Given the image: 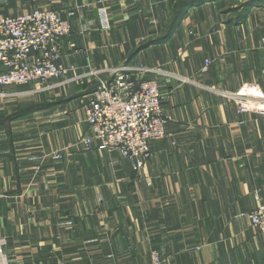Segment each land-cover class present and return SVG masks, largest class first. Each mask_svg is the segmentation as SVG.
Listing matches in <instances>:
<instances>
[{
    "label": "crops",
    "instance_id": "obj_1",
    "mask_svg": "<svg viewBox=\"0 0 264 264\" xmlns=\"http://www.w3.org/2000/svg\"><path fill=\"white\" fill-rule=\"evenodd\" d=\"M176 1L0 0V15L41 7L67 19L61 62L78 77L41 93L0 85L8 264H152V251L161 264H264V233L248 219L264 204V113L233 97L249 84L264 94V4L239 22L228 0L196 5L166 36ZM122 63L153 69L140 78L158 83L171 118L140 170L80 143L82 102Z\"/></svg>",
    "mask_w": 264,
    "mask_h": 264
},
{
    "label": "built area",
    "instance_id": "obj_2",
    "mask_svg": "<svg viewBox=\"0 0 264 264\" xmlns=\"http://www.w3.org/2000/svg\"><path fill=\"white\" fill-rule=\"evenodd\" d=\"M70 33V22L52 8L0 15V85L32 84L29 92L41 93L77 79L68 76L72 67L61 62ZM147 71L153 69L122 63L109 69V79L87 95L81 106L88 126L80 140L85 150L117 151L140 170L151 156V142L168 137L171 118L162 112L158 83L140 78ZM233 97L238 109L264 113V94L256 85H245ZM248 219L264 233V204L251 209ZM4 244L0 237V264H8ZM151 258L152 264H161L157 251L151 252Z\"/></svg>",
    "mask_w": 264,
    "mask_h": 264
},
{
    "label": "trees",
    "instance_id": "obj_3",
    "mask_svg": "<svg viewBox=\"0 0 264 264\" xmlns=\"http://www.w3.org/2000/svg\"><path fill=\"white\" fill-rule=\"evenodd\" d=\"M210 1H213V0H177L173 8V14H172L170 23L167 28L166 36H169L175 30L181 17L189 8L196 6V5L206 3V2H210ZM262 4H264V0H245L244 3H242L241 5H238L237 9H234V8L230 9V11L232 10L233 12L232 20L234 22H239L247 15V13L249 12L250 9H252V7L259 6ZM149 42L150 41H147L144 44L140 45L135 50V52L145 47L147 44H149ZM35 107L36 105H32L30 107H23L20 110H18L16 113H14L13 116H18L26 112H29Z\"/></svg>",
    "mask_w": 264,
    "mask_h": 264
},
{
    "label": "rangeland",
    "instance_id": "obj_4",
    "mask_svg": "<svg viewBox=\"0 0 264 264\" xmlns=\"http://www.w3.org/2000/svg\"><path fill=\"white\" fill-rule=\"evenodd\" d=\"M213 1H216V0H213ZM229 1V3L227 4V10L229 11V12H232V10L230 11V9H232V8H234V9H237L238 8V5H241L242 3H244V1L245 0H228ZM204 4V3H203ZM258 4V3H257ZM192 8V7H191ZM253 8V7H252ZM233 9V10H234ZM1 13H5V12H1L0 11V14ZM233 13V12H232ZM9 14V13H8ZM11 14V13H10ZM16 14H18V13H16ZM11 86H18V85H11ZM153 252V251H152ZM160 258H161V256H160ZM162 261V260H161Z\"/></svg>",
    "mask_w": 264,
    "mask_h": 264
},
{
    "label": "water",
    "instance_id": "obj_5",
    "mask_svg": "<svg viewBox=\"0 0 264 264\" xmlns=\"http://www.w3.org/2000/svg\"><path fill=\"white\" fill-rule=\"evenodd\" d=\"M147 46V45H146ZM127 62V61H126Z\"/></svg>",
    "mask_w": 264,
    "mask_h": 264
}]
</instances>
